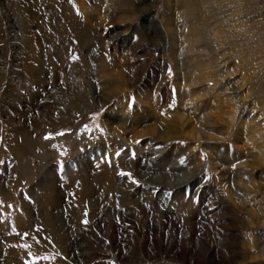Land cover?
I'll return each mask as SVG.
<instances>
[{"label": "rangeland", "instance_id": "374dc122", "mask_svg": "<svg viewBox=\"0 0 264 264\" xmlns=\"http://www.w3.org/2000/svg\"><path fill=\"white\" fill-rule=\"evenodd\" d=\"M0 264H264V0H0Z\"/></svg>", "mask_w": 264, "mask_h": 264}, {"label": "bare ground", "instance_id": "6f19581e", "mask_svg": "<svg viewBox=\"0 0 264 264\" xmlns=\"http://www.w3.org/2000/svg\"><path fill=\"white\" fill-rule=\"evenodd\" d=\"M181 49H182V47H181ZM181 62H182V64H183V59L181 60ZM183 69H185L184 68V65H183ZM184 78H186V77H184ZM193 80L194 79H190V82H193ZM213 81V80H212ZM217 82V81H216ZM69 86V85H68ZM69 90H71V91H73V93L75 94V95H77L79 98L81 97V94H83V95H85V94H87L88 93V91H89V88H88V83H86V82H83V83H71L70 84V89ZM206 117H209L210 118V116H206ZM215 119H218V120H221V117L218 115V114H214V116H213ZM208 118V119H209ZM198 131H200V129H198ZM199 135H202V133L201 132H199ZM216 158V157H215ZM228 170V169H227ZM232 172V171H231Z\"/></svg>", "mask_w": 264, "mask_h": 264}, {"label": "snow or ice", "instance_id": "6c2138e0", "mask_svg": "<svg viewBox=\"0 0 264 264\" xmlns=\"http://www.w3.org/2000/svg\"><path fill=\"white\" fill-rule=\"evenodd\" d=\"M46 138H50V137H46ZM117 155H119V153H117ZM124 173H122V175H123ZM128 175H130V174H128ZM138 183V182H137ZM85 223H87V221H85Z\"/></svg>", "mask_w": 264, "mask_h": 264}]
</instances>
